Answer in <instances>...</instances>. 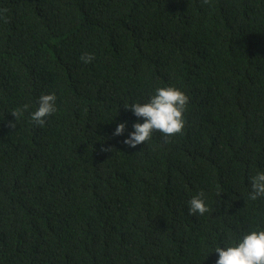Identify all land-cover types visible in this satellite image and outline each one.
<instances>
[{
    "label": "trees",
    "instance_id": "obj_1",
    "mask_svg": "<svg viewBox=\"0 0 264 264\" xmlns=\"http://www.w3.org/2000/svg\"><path fill=\"white\" fill-rule=\"evenodd\" d=\"M164 86L189 98L180 133L111 136L135 120L125 102ZM257 170L264 0H0V264H214L264 228Z\"/></svg>",
    "mask_w": 264,
    "mask_h": 264
},
{
    "label": "clouds",
    "instance_id": "obj_2",
    "mask_svg": "<svg viewBox=\"0 0 264 264\" xmlns=\"http://www.w3.org/2000/svg\"><path fill=\"white\" fill-rule=\"evenodd\" d=\"M93 58V55L85 54L80 59L89 63ZM188 99L179 88L164 86L157 87L146 99L125 102L121 108L130 112L135 120L131 122L130 130L127 120L115 122L111 136L123 137L124 145L135 148L149 140L154 131H159L165 137L180 133L185 124L184 113ZM56 101L54 92L39 95L35 109L30 113L31 120L43 126L46 118L57 111ZM20 114L19 111L13 112L14 117ZM248 183L249 200L264 198V170H257L254 175H250ZM187 207L189 214L202 216L210 211L203 192L192 195L187 201ZM212 253L216 255L214 264H264V228H253L234 243L229 240L223 246L216 245Z\"/></svg>",
    "mask_w": 264,
    "mask_h": 264
}]
</instances>
